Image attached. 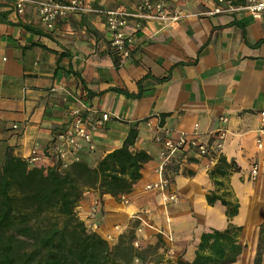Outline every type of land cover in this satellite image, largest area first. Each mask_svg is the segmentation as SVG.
<instances>
[{"label":"crops","instance_id":"0c3cea01","mask_svg":"<svg viewBox=\"0 0 264 264\" xmlns=\"http://www.w3.org/2000/svg\"><path fill=\"white\" fill-rule=\"evenodd\" d=\"M87 1L95 9L136 11V0ZM247 2L224 0L221 7L232 10L208 14L217 0H178L167 6L182 12L177 21L129 18L124 30L132 43L122 56L110 50L98 13H73L47 29L34 6L25 4L19 14L11 0H0V163L7 150L24 159L33 149L47 157L73 110L90 118L107 113L92 133L95 150L83 146L79 159L95 165L123 145L131 128L137 135L130 150L150 159L121 199L83 194L77 214L86 227L110 242L131 232L137 244L161 254V263L149 264L192 261L202 234L230 229L240 253L229 264H254L264 243V143L257 144L264 13L253 18L242 8ZM181 133L196 143L219 142L221 160L207 167L188 145L175 153L164 173L178 200L168 203L145 186L161 178L162 144L155 138ZM252 162L259 164L255 180Z\"/></svg>","mask_w":264,"mask_h":264},{"label":"trees","instance_id":"16d2710c","mask_svg":"<svg viewBox=\"0 0 264 264\" xmlns=\"http://www.w3.org/2000/svg\"><path fill=\"white\" fill-rule=\"evenodd\" d=\"M136 135L131 128L123 145L95 165L79 160L60 169L30 166L26 159L7 150L0 163V264L161 263V256L147 257L152 248L133 246L131 232L120 235L111 245L97 232L88 231L76 215L86 191L114 199L132 191L133 184L141 178L143 165L150 159L143 150H130ZM213 200L207 196L208 203ZM230 232L202 234L192 261L178 258L172 264L234 262L240 246L234 237L231 241ZM263 246L260 241L254 264H261Z\"/></svg>","mask_w":264,"mask_h":264},{"label":"built area","instance_id":"2783aa9c","mask_svg":"<svg viewBox=\"0 0 264 264\" xmlns=\"http://www.w3.org/2000/svg\"><path fill=\"white\" fill-rule=\"evenodd\" d=\"M17 13L24 11V5L30 4L36 8L37 14L43 26L47 29H53L58 21L64 20L68 15L73 13L95 12L103 16L107 29L111 35L109 41L110 50L118 55L128 56L129 45L132 43L131 36L124 30L129 18H157L164 21H177L183 16L180 10L174 9L169 12L168 3L178 0H136V11L129 12L124 8L117 7L115 9L92 8L87 0H11ZM224 0H217L218 5L213 7L208 14L222 13L232 10L231 7H221ZM248 10L253 18L259 19L264 13V0H248L247 4L242 7ZM108 119L107 113H102L96 118L84 116L80 110H73L69 124L57 134L51 146L47 148L49 154L47 157L39 155L35 149L26 159L30 166L40 167H58L59 169L70 164L73 161H79L78 152L86 146L88 152L95 150L92 133L102 127ZM225 121V118H221ZM13 128H17L15 124ZM257 144L259 147L264 143V109L260 112V126L258 129ZM225 130L221 129L217 132L218 141L222 140ZM157 142L162 144L160 153L161 160L158 171L161 178L158 181L151 182L145 186L146 189L159 191L165 202H176L178 196L175 193L168 192L170 183L169 178L165 175L166 166L171 162L175 153L185 148L192 147L196 152L207 158V167L211 166L217 160V154L220 149L219 142L217 145H206L204 143H196L188 140L184 133L179 134L175 139L166 135L164 138H155ZM219 155V154H218ZM46 160H48L46 162ZM60 160L62 163H58ZM56 161V162H55ZM53 162V164H49ZM259 173V164L252 162L249 169V175L255 180ZM136 243V242H135Z\"/></svg>","mask_w":264,"mask_h":264},{"label":"rangeland","instance_id":"374dc122","mask_svg":"<svg viewBox=\"0 0 264 264\" xmlns=\"http://www.w3.org/2000/svg\"><path fill=\"white\" fill-rule=\"evenodd\" d=\"M89 164V163H88ZM91 165V164H90ZM121 199V198H120ZM76 215L78 216V214H77V207H76ZM79 217V216H78ZM87 228V230L88 231H92L91 229H89V227H86ZM128 233V232H127ZM118 240V239H117ZM132 241H133V246L134 247H136V248H146V247H142V246H140L139 244H137V242L135 241V237H133V239H132ZM117 241H115V242H111V245H113V244H115ZM136 242V243H135ZM148 254H147V257L149 258V257H152L153 259L154 258H157V257H159V256H161V254H154V252H153V250H150L149 252H147ZM135 262H137V260H135ZM149 264V263H148Z\"/></svg>","mask_w":264,"mask_h":264}]
</instances>
